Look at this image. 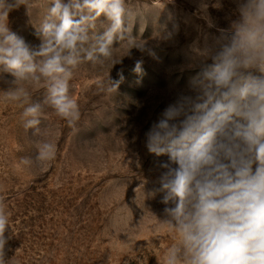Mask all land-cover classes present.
Segmentation results:
<instances>
[{
	"label": "clouds",
	"instance_id": "obj_1",
	"mask_svg": "<svg viewBox=\"0 0 264 264\" xmlns=\"http://www.w3.org/2000/svg\"><path fill=\"white\" fill-rule=\"evenodd\" d=\"M172 2V0H171ZM193 15L205 21L187 46L181 74L190 75L175 88L145 132L148 153L159 160L158 188L164 205L161 225L177 236L165 264H264V0H233L236 19L219 27L209 8L221 0H194ZM38 0H0V80L9 85L4 99L24 107V128L40 134L45 108L74 125L78 101L70 92L75 71L85 63L115 65L119 47L135 48L158 58L154 46L131 35L137 19L154 18L161 41L179 34L175 13L129 0H48L39 26L38 45L9 28V13L24 6L28 14ZM161 21V15L165 14ZM126 55V56H127ZM143 58L133 71L143 73ZM5 74L11 79H5ZM108 77L101 87L110 94L125 77ZM44 90L42 102L32 91ZM35 161L56 158L51 140L36 142ZM32 158L21 164L30 166ZM9 215L0 198V264H7Z\"/></svg>",
	"mask_w": 264,
	"mask_h": 264
},
{
	"label": "rangeland",
	"instance_id": "obj_2",
	"mask_svg": "<svg viewBox=\"0 0 264 264\" xmlns=\"http://www.w3.org/2000/svg\"><path fill=\"white\" fill-rule=\"evenodd\" d=\"M215 2V0H210ZM175 13L179 34L172 41L159 40L152 16L137 19L133 38L148 41L158 58L142 54L128 45L119 47L121 62L104 66L82 64L70 81L80 119L69 125L50 107L45 108L41 133L24 128L20 102L4 99L9 87L0 80V198L9 215L5 251L8 264H165L169 247L177 236L161 225V194L157 158L145 147V132L165 107L175 88L183 86L190 73L181 74L187 46L197 37V26L205 21L193 15L194 0H129ZM219 10L209 13L219 27L236 19L233 0H221ZM48 0H38L30 15L22 5L9 13V28L38 45L34 25L39 26ZM161 15V21L165 18ZM34 24V25H33ZM127 55V56H126ZM143 58V73L133 71ZM125 80L110 94L108 77ZM5 79H11L5 74ZM32 91V100L42 102L44 90ZM57 145L56 158L46 165L35 161L36 141ZM30 157V166L21 159ZM6 254V253H5ZM23 261V262H22Z\"/></svg>",
	"mask_w": 264,
	"mask_h": 264
},
{
	"label": "trees",
	"instance_id": "obj_3",
	"mask_svg": "<svg viewBox=\"0 0 264 264\" xmlns=\"http://www.w3.org/2000/svg\"><path fill=\"white\" fill-rule=\"evenodd\" d=\"M5 253H6V254H5V259L8 260L9 257L7 256V252L5 251ZM22 262H23V261H22ZM7 264H8V263H7Z\"/></svg>",
	"mask_w": 264,
	"mask_h": 264
}]
</instances>
